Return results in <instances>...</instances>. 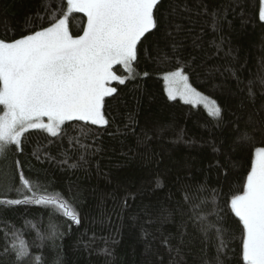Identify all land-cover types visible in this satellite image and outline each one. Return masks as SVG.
<instances>
[{
    "label": "trees",
    "instance_id": "trees-1",
    "mask_svg": "<svg viewBox=\"0 0 264 264\" xmlns=\"http://www.w3.org/2000/svg\"><path fill=\"white\" fill-rule=\"evenodd\" d=\"M46 3L57 10V19L67 12L66 0H0V39L11 41L49 26ZM158 7L164 27L138 46L134 73L115 66L126 79L115 82L117 92L105 99L108 125L70 121L59 137L30 129L22 153L11 146L0 158V198H19L6 191L9 184L20 186L18 160L27 178L48 186L49 193H61L80 217L76 224L53 215L62 235L55 247L47 241L38 252L37 232L26 222L44 232L51 207L0 205V264H13L2 249L5 234L17 230H23L34 254H43L44 264H54L57 257L60 264H168L161 241L181 232L189 242L187 264H216L215 230L205 238L198 222L189 219L190 207L205 198L203 214L229 242L221 264H241L242 224L230 210V199L243 190L254 148L264 146L261 0H161ZM86 23L84 13L68 14L74 37L83 34ZM180 66L193 86L220 104L222 120L211 118L201 105L168 96L164 74ZM244 133L252 136L249 143L239 141ZM168 212L172 217L165 221Z\"/></svg>",
    "mask_w": 264,
    "mask_h": 264
},
{
    "label": "snow or ice",
    "instance_id": "snow-or-ice-1",
    "mask_svg": "<svg viewBox=\"0 0 264 264\" xmlns=\"http://www.w3.org/2000/svg\"><path fill=\"white\" fill-rule=\"evenodd\" d=\"M60 2L62 4L63 0ZM66 3L67 12L59 19L51 3L45 4L46 13L51 12L49 26L11 41L0 39V158H6L11 146L22 153L23 138L30 129L44 130L52 137H59L64 134L65 123L70 121L108 125L105 99L117 92L109 85L112 81L124 84L126 79L113 71L114 66L122 65L132 75L135 71L133 65L138 59V46L142 48V42L159 32L165 24L158 7L161 0H66ZM72 12L84 13L87 18L83 34L75 37L67 25L68 14ZM259 18L264 21V0H261ZM179 27L176 26L177 31ZM176 47L174 44L173 49ZM164 80L171 99L175 100L179 95L186 103L203 104L211 118L222 120L220 104L189 82L185 66L166 73ZM253 95L249 87V96ZM134 122V118L130 117V123ZM80 132L83 136L87 135L84 128ZM251 140L252 136L248 133L239 137L241 143ZM63 162L67 163V160ZM16 165L20 186L9 184L6 191H14L19 198H0V205L51 207L49 225L44 232L32 222L26 223L37 232L40 241L38 252L47 241H52L55 247V240L62 233L53 222V215L59 213L79 224V212L61 193H49L48 186L27 178L18 160ZM198 191H205L204 186H199ZM182 199L191 204L190 196L184 195ZM177 203V211L183 215V205ZM207 203L205 198L192 205L189 219L198 222L205 238L215 230L218 242L216 264H221L220 255L226 254L229 242L225 239L224 230L218 224L209 222L203 214L202 206ZM230 210L242 224L241 264H264V146L254 148L246 183L241 193L231 196ZM171 217L172 213L168 212L164 220ZM181 227L186 231V222ZM4 239L6 243L2 255L11 258L13 264H44L45 257L42 253L32 252V246L23 237V230L6 233ZM188 243L184 232L178 236L170 234L161 241L169 256L168 264H187L184 250ZM107 254L111 255L110 252ZM54 264H60L59 257Z\"/></svg>",
    "mask_w": 264,
    "mask_h": 264
},
{
    "label": "rangeland",
    "instance_id": "rangeland-1",
    "mask_svg": "<svg viewBox=\"0 0 264 264\" xmlns=\"http://www.w3.org/2000/svg\"><path fill=\"white\" fill-rule=\"evenodd\" d=\"M67 25H68V21H67ZM116 66V65H115ZM115 66H114V68H113V71L118 75V76H120V77H122V78H125L124 77V75H121V74H119L116 70H115ZM173 71H175V70H173ZM171 72V71H170ZM166 73H168V72H166ZM165 73V74H166ZM165 74H164V76H165ZM115 82H118V81H112L111 83H110V85L109 86H111V87H115L114 86V83ZM189 82H190V80H189ZM191 83V82H190ZM165 87H166V91H167V84H166V82H165ZM195 87V86H194ZM196 88V87H195ZM197 89V88H196ZM199 92H201L202 94H204V95H206V96H208L209 98H211V99H214V98H212L211 96H209L208 94H206V93H204L203 91H201V90H199V89H197ZM167 93H168V91H167ZM176 98H179V99H181V100H183L184 101V99H182L179 95H177V97ZM215 100V99H214ZM199 105H201V106H203L204 107V105L203 104H199ZM205 108V107H204ZM206 109V108H205Z\"/></svg>",
    "mask_w": 264,
    "mask_h": 264
}]
</instances>
